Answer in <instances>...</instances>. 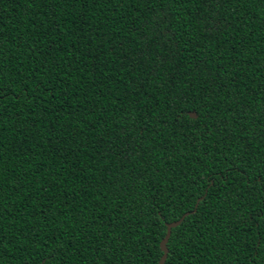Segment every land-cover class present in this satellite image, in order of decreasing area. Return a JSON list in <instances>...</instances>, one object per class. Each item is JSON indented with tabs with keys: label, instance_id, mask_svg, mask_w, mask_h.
<instances>
[{
	"label": "trees",
	"instance_id": "16d2710c",
	"mask_svg": "<svg viewBox=\"0 0 264 264\" xmlns=\"http://www.w3.org/2000/svg\"><path fill=\"white\" fill-rule=\"evenodd\" d=\"M186 212L164 264H264V0H0V264H157Z\"/></svg>",
	"mask_w": 264,
	"mask_h": 264
},
{
	"label": "snow or ice",
	"instance_id": "6c2138e0",
	"mask_svg": "<svg viewBox=\"0 0 264 264\" xmlns=\"http://www.w3.org/2000/svg\"><path fill=\"white\" fill-rule=\"evenodd\" d=\"M224 2H226V3H232L233 0H224ZM214 27L216 28L217 31H222L223 30V27H224L223 21H220L217 25H214ZM164 35L168 38V40H171V36L167 32H165ZM162 47H163V45H161V48ZM151 55H152V53L150 51L149 52V59H151ZM160 60H161V63L159 65H156L155 66L156 68L162 67L163 64L167 62L168 56L166 54H164L163 52H161L160 53ZM132 63H133V66H135V63H137V61H135L133 59L132 60ZM150 67H152V66H150ZM182 99H183L182 97L177 96V98H176V106L177 107L179 106V104H180V102H181ZM182 116H183V113H178L177 114V119L178 120L181 119Z\"/></svg>",
	"mask_w": 264,
	"mask_h": 264
},
{
	"label": "water",
	"instance_id": "95a60500",
	"mask_svg": "<svg viewBox=\"0 0 264 264\" xmlns=\"http://www.w3.org/2000/svg\"><path fill=\"white\" fill-rule=\"evenodd\" d=\"M191 116H195L194 113H190ZM200 198H198L199 200ZM187 214V212L185 214H183L181 216V218L179 220H176V221H172V222H169L166 224V232H165V235L164 237L162 238V240L160 241V248H161V251H162V254L159 258V261L157 264H164L165 260H166V257H167V253H168V248H167V241H168V238L170 236V233H171V229L173 227H175L176 225H178V223L184 218V216Z\"/></svg>",
	"mask_w": 264,
	"mask_h": 264
}]
</instances>
